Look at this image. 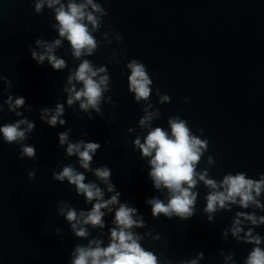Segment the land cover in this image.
Here are the masks:
<instances>
[{"label": "clouds", "instance_id": "obj_1", "mask_svg": "<svg viewBox=\"0 0 264 264\" xmlns=\"http://www.w3.org/2000/svg\"><path fill=\"white\" fill-rule=\"evenodd\" d=\"M45 7L54 13L55 23L52 28L58 33V38L51 41L37 38L35 45L40 51L29 47L32 60L40 66L47 61L54 71L64 70L67 62L56 55V50L62 48L64 41H67L72 58L79 63L77 67L69 70L63 86V92L67 94L66 104L71 108L78 103L79 110L87 113L89 120L94 119L93 112L103 118L102 103L115 104L111 96H105L111 91V77L106 66H96L87 57L96 53L102 43H112L108 32L102 33L103 40H97L94 35L102 28L103 18L108 15L107 10L97 0H34V10L37 14ZM114 38L117 43H122V36L115 35ZM117 55L119 53H114L107 59L111 62ZM126 68L130 73L127 77L128 91L133 94L135 102H142L143 112L137 125L140 133H136L135 128H128L127 131L129 134L136 133L132 142L133 148L139 150L141 159L147 160L148 177L154 189L165 193L164 199L158 196L146 198L145 203L150 205L152 217L159 218L163 215L168 219L191 218L196 210L199 195L196 189L200 184L208 190L203 211L207 214L209 222L213 221L216 212L231 211L234 205L239 209L264 211L261 199L264 196V174H260L258 179H253L245 172H229L218 181L210 177L207 167L198 171V165L209 144L207 139L200 138L203 129H197L200 135H195L189 121L182 119L179 114L168 118L167 129L153 126V122L161 116L159 108L151 102L153 79L146 65L136 59L129 61ZM0 81L6 85L4 92L8 93L7 98L0 104V111H3L6 105L8 112L20 117L12 123L0 126V136L4 143L20 146L21 159H35V146L26 143L29 134L35 129V123L20 111L24 109L31 112L32 106L26 104L25 97L10 93L9 90L13 87L11 80L0 75ZM155 94L159 104L171 102V97L161 94L159 88L155 89ZM184 102L188 103V100L185 99ZM64 116V103L57 102L54 108L40 109V120L52 128L65 125ZM70 131L71 129H68L58 133L59 146H66L67 157H77L79 167L84 172L68 164L63 165L60 171H53L52 177L55 181H67L75 186L76 194L82 195L85 204L91 205L89 210L79 211L66 201L57 205L58 214L66 219L75 237L88 240L87 244L74 247L70 264H162L153 251L143 247L142 241L150 232L142 235L135 229L145 228V219L136 207L127 202H120L121 192L112 182L111 169L106 165L92 167L93 158L101 144L86 142L84 139L72 142L69 138ZM145 131L146 135H142ZM206 163L209 167L214 164L211 155L207 157ZM85 172H91L99 183L85 182ZM34 177V171L28 173L29 181ZM101 184L104 185L103 188ZM105 189L114 194L106 199ZM112 213L114 215L112 226L108 229V243L105 245L100 237L88 239L89 228L99 229L103 236L106 227L104 217ZM261 225H264V215H257L256 211L241 210L235 213L231 226L222 232L225 241L231 233L238 242L253 245L243 264H264V247H261L264 237L254 231L255 227ZM55 231L57 235L60 234L59 228ZM159 238V235L153 237L154 240ZM220 255L226 264H235L233 253L225 254L221 251ZM203 258L204 253L199 252L195 258L181 260L180 264H199ZM163 264H171V261L166 258Z\"/></svg>", "mask_w": 264, "mask_h": 264}]
</instances>
